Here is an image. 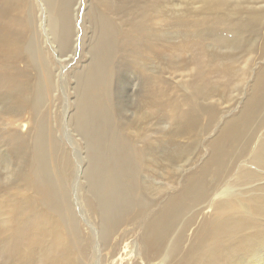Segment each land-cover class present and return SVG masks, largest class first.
Instances as JSON below:
<instances>
[{
	"label": "rangeland",
	"instance_id": "374dc122",
	"mask_svg": "<svg viewBox=\"0 0 264 264\" xmlns=\"http://www.w3.org/2000/svg\"><path fill=\"white\" fill-rule=\"evenodd\" d=\"M263 67L264 0H0V219L27 239L10 248L22 249L18 260L0 232V264H41L58 219L79 263L133 264L125 253L143 249L153 213L200 173ZM242 141L217 192H235L228 209L249 220L241 235L261 233L256 246L216 251L213 264H264V213L251 201L264 196V167L251 160L264 104ZM213 198L184 200L164 254L183 233L175 249L189 248ZM28 199L57 220L31 227L32 214L10 204ZM108 201L128 210L104 243L97 207ZM95 249H106L100 261ZM108 249L122 250L107 261Z\"/></svg>",
	"mask_w": 264,
	"mask_h": 264
},
{
	"label": "bare ground",
	"instance_id": "6f19581e",
	"mask_svg": "<svg viewBox=\"0 0 264 264\" xmlns=\"http://www.w3.org/2000/svg\"><path fill=\"white\" fill-rule=\"evenodd\" d=\"M17 37H19V35H17ZM263 104L264 67L261 68L256 75L255 81L251 87V95L240 109L237 119L225 122L217 132L214 140L210 144V153L200 173L188 177L184 190L179 195L169 197L161 204L160 210L153 213V216L148 220L147 224H145L141 235L143 249H130L125 253V256L129 255L133 264H139L140 260L146 264H162V262H165V264H213L217 257L216 251L240 249L244 246V243L251 244V247L256 246V240L261 233L259 227H254L253 231L248 235H241L242 232L248 229L249 220L246 217L233 216L230 213L228 208L230 207L229 203L231 199L229 197L234 195L235 192L222 191L220 193L217 192V189L219 182L229 167V163L234 159V157L231 158L232 153L243 142L244 132L248 129L250 124H253ZM247 146L248 142L246 140L243 144V150H245ZM256 148L257 151L252 155L251 160L264 167V142L259 144ZM33 179L35 180V177H33ZM33 179L29 176L28 179L25 178L24 180L28 184L32 182L35 185L40 196L39 200L43 203L51 202L50 197L46 194V185L44 182L41 183V181H39V183H36ZM210 195L214 196L210 202L212 213L195 233V241L187 250L175 249L177 244L181 242L184 237L183 233L182 236L178 238L170 254H164L163 247L165 239L183 215L185 209L184 200L191 199L194 201L199 199L203 201L205 197ZM251 201L256 211L264 213V196L260 194L253 195ZM37 202V199H28L20 203L14 201L10 204H12L16 213L19 215L24 214L25 216L27 214H32L31 227H39L42 229V227L47 224L46 221L57 219L50 216L49 209L37 205ZM98 205L97 209L100 212L102 224L101 236L103 242L106 243L110 232L124 222L126 218L124 214L128 208H124L121 206L122 204H112L109 201L108 203L106 202ZM57 222L60 232L56 235L53 243L48 244L42 251L40 259L41 264H50L53 258H59V256L62 257L59 264H81L71 256L73 253L72 250L74 251V249H70L68 237L62 232L63 223L60 219H58ZM0 232L8 233L5 244L9 246V254L20 260L21 258L18 253H20L22 249H10L12 247L20 248L27 243V239L21 235L20 229H16L8 219H0ZM37 232L38 230L31 235H36ZM238 232L240 234L233 238L232 235ZM214 238L215 242H211ZM229 242L232 243L229 244ZM97 246H99V244H97ZM95 250L99 254L98 256H100L98 259V261H100L103 256L102 253L106 249ZM121 250L122 249H108L109 258L107 261H115L116 256ZM122 255L123 254H121V259H123ZM136 258L140 260L138 261ZM103 260L104 259L101 261ZM96 263L98 264V262ZM19 264L25 263L22 260ZM119 264H122V261Z\"/></svg>",
	"mask_w": 264,
	"mask_h": 264
}]
</instances>
